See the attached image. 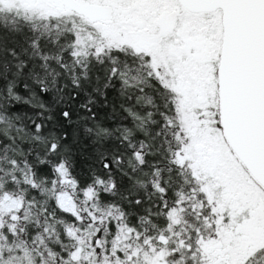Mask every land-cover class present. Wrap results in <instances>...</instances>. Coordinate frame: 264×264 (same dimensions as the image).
<instances>
[{
	"label": "snow or ice",
	"instance_id": "6c2138e0",
	"mask_svg": "<svg viewBox=\"0 0 264 264\" xmlns=\"http://www.w3.org/2000/svg\"><path fill=\"white\" fill-rule=\"evenodd\" d=\"M0 264H264V0H0Z\"/></svg>",
	"mask_w": 264,
	"mask_h": 264
}]
</instances>
